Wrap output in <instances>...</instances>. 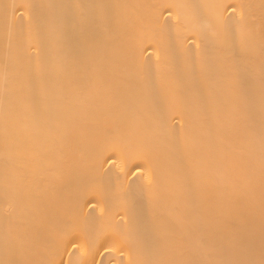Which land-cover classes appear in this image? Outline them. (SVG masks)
Returning a JSON list of instances; mask_svg holds the SVG:
<instances>
[{
    "label": "bare ground",
    "instance_id": "1",
    "mask_svg": "<svg viewBox=\"0 0 264 264\" xmlns=\"http://www.w3.org/2000/svg\"><path fill=\"white\" fill-rule=\"evenodd\" d=\"M0 264H264V0H0Z\"/></svg>",
    "mask_w": 264,
    "mask_h": 264
}]
</instances>
